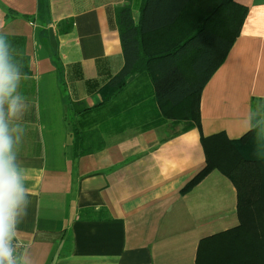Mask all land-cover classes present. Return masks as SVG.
I'll list each match as a JSON object with an SVG mask.
<instances>
[{"label": "crops", "instance_id": "crops-1", "mask_svg": "<svg viewBox=\"0 0 264 264\" xmlns=\"http://www.w3.org/2000/svg\"><path fill=\"white\" fill-rule=\"evenodd\" d=\"M128 1L0 0V39L20 75L19 111L3 105L25 189L16 264H196L201 239L239 224L237 190L220 171L181 190L206 165L202 135L237 139L254 126L253 101L264 99V0H235L248 14L201 91L200 127L161 115L145 74L129 75L100 104L99 89L125 63L116 14ZM142 1L131 0L137 25ZM195 64L182 69L197 87ZM77 101L90 110L74 112ZM259 121L264 154V113ZM73 125L93 132L91 152L78 158Z\"/></svg>", "mask_w": 264, "mask_h": 264}, {"label": "trees", "instance_id": "trees-1", "mask_svg": "<svg viewBox=\"0 0 264 264\" xmlns=\"http://www.w3.org/2000/svg\"><path fill=\"white\" fill-rule=\"evenodd\" d=\"M140 8L137 25L131 0L117 7L125 63L99 89L100 104H108L129 75L145 74L153 80L161 115L194 120L200 127L201 91L241 32L248 7L235 0H143ZM221 27L227 28L223 34L229 33L231 38L219 32ZM188 60L196 63V68L202 64L197 87L189 86L183 74ZM193 90V107L187 110L185 101ZM253 103L257 110L254 126L240 138L229 139L224 132L201 136L206 165L181 190L182 194L190 192L214 170L226 176L237 190L239 224L201 239L196 264H264V154L259 121L264 99L255 98ZM71 106L76 113L90 110L83 101ZM72 130L75 157L89 154L85 138L93 132L84 133L77 125Z\"/></svg>", "mask_w": 264, "mask_h": 264}, {"label": "clouds", "instance_id": "clouds-1", "mask_svg": "<svg viewBox=\"0 0 264 264\" xmlns=\"http://www.w3.org/2000/svg\"><path fill=\"white\" fill-rule=\"evenodd\" d=\"M20 75L9 62L7 50L0 39V264H15L10 241L14 235L17 209L24 202L22 177L14 164L13 141L4 121L3 105L8 103L10 115L20 108L14 96Z\"/></svg>", "mask_w": 264, "mask_h": 264}, {"label": "built area", "instance_id": "built-area-1", "mask_svg": "<svg viewBox=\"0 0 264 264\" xmlns=\"http://www.w3.org/2000/svg\"><path fill=\"white\" fill-rule=\"evenodd\" d=\"M22 246H23V243L20 240L11 239L10 247L12 249V257H13L15 264L17 262V256H18Z\"/></svg>", "mask_w": 264, "mask_h": 264}, {"label": "water", "instance_id": "water-1", "mask_svg": "<svg viewBox=\"0 0 264 264\" xmlns=\"http://www.w3.org/2000/svg\"><path fill=\"white\" fill-rule=\"evenodd\" d=\"M50 36H51V43L54 46V48H56V40H55V37H54L53 29L50 30Z\"/></svg>", "mask_w": 264, "mask_h": 264}]
</instances>
